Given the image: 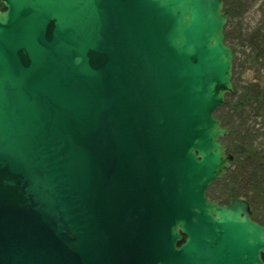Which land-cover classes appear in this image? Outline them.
Returning <instances> with one entry per match:
<instances>
[{
  "label": "water",
  "instance_id": "95a60500",
  "mask_svg": "<svg viewBox=\"0 0 264 264\" xmlns=\"http://www.w3.org/2000/svg\"><path fill=\"white\" fill-rule=\"evenodd\" d=\"M0 2V264H264L249 202L207 197L224 0Z\"/></svg>",
  "mask_w": 264,
  "mask_h": 264
},
{
  "label": "trees",
  "instance_id": "16d2710c",
  "mask_svg": "<svg viewBox=\"0 0 264 264\" xmlns=\"http://www.w3.org/2000/svg\"><path fill=\"white\" fill-rule=\"evenodd\" d=\"M0 9L4 10L1 3ZM249 39L250 45L256 51H254L255 60L263 62L264 66V29L254 31ZM252 63L255 64V61L253 60ZM256 71L260 76L249 79L244 90H235L232 95L234 97L230 104L232 120L227 119V123L232 127L228 137L230 141L228 149L233 155V161L232 171L229 170L225 177V180H228V189L224 190V195L229 196L225 201L236 198L246 199L251 206L253 219L264 225V143L256 144L254 138H259V135L252 134L244 124L238 126L236 121V119L238 122L240 119L244 121L245 116L248 121L251 117L249 108H253L254 105L262 114L259 117L264 118V86L262 85L264 76L261 74V68Z\"/></svg>",
  "mask_w": 264,
  "mask_h": 264
},
{
  "label": "rangeland",
  "instance_id": "374dc122",
  "mask_svg": "<svg viewBox=\"0 0 264 264\" xmlns=\"http://www.w3.org/2000/svg\"><path fill=\"white\" fill-rule=\"evenodd\" d=\"M225 10L228 12V21L225 28V42L234 54L233 62V87L235 90H244L251 78H257L260 76L256 69L261 68V74L264 76L263 62L255 60L256 54L254 48L249 43L250 35L258 30L264 29V0H224ZM256 52V51H255ZM255 61V64L252 61ZM264 86V80L262 82ZM234 100L232 95L227 96L225 104L215 112V117L222 121L223 126L229 130L232 128L227 119L232 117L230 111V104ZM253 108H249L251 113L250 119L247 121L241 119L237 121V125L244 124L252 134L256 133L259 138H254L256 144L264 143V118L261 116V112ZM225 122V123H224ZM242 129V127L240 128ZM229 137V136H228ZM223 139V143L228 147L230 141ZM230 153V152H229ZM232 171V169H230ZM234 170V169H233ZM228 189V180L221 179L217 183H214L207 191V196L210 200L216 202H225L229 197L224 195V190ZM244 199V198H243ZM246 200V199H245ZM247 201V200H246Z\"/></svg>",
  "mask_w": 264,
  "mask_h": 264
},
{
  "label": "flooded vegetation",
  "instance_id": "af4514ba",
  "mask_svg": "<svg viewBox=\"0 0 264 264\" xmlns=\"http://www.w3.org/2000/svg\"><path fill=\"white\" fill-rule=\"evenodd\" d=\"M229 200H227V201H225V202H219V203H226V202H228ZM186 239V237H184V240Z\"/></svg>",
  "mask_w": 264,
  "mask_h": 264
}]
</instances>
